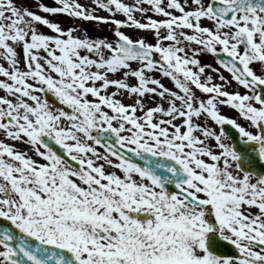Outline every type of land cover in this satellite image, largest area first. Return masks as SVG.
<instances>
[{"label":"snow or ice","instance_id":"snow-or-ice-1","mask_svg":"<svg viewBox=\"0 0 264 264\" xmlns=\"http://www.w3.org/2000/svg\"><path fill=\"white\" fill-rule=\"evenodd\" d=\"M0 264H264V0H0Z\"/></svg>","mask_w":264,"mask_h":264},{"label":"rangeland","instance_id":"rangeland-1","mask_svg":"<svg viewBox=\"0 0 264 264\" xmlns=\"http://www.w3.org/2000/svg\"><path fill=\"white\" fill-rule=\"evenodd\" d=\"M82 2H83V0H82ZM31 6V5H30ZM101 15H106V14H104V13H100ZM64 23H65V25H67V24H70L71 23V21L70 20H67V19H65L64 20ZM88 30H89V33L91 34V35H110V32L108 31V26H100L99 27V29L96 27V26H94L93 24H85L84 25ZM226 75H227V73H225ZM164 83L167 85V86H169V87H171V84H170V82H168L167 80H164Z\"/></svg>","mask_w":264,"mask_h":264}]
</instances>
